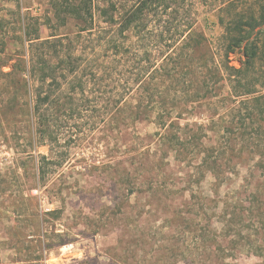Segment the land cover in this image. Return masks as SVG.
I'll return each instance as SVG.
<instances>
[{
  "label": "rangeland",
  "instance_id": "obj_1",
  "mask_svg": "<svg viewBox=\"0 0 264 264\" xmlns=\"http://www.w3.org/2000/svg\"><path fill=\"white\" fill-rule=\"evenodd\" d=\"M58 1L0 0V264H264V99L243 104L215 68L221 8L264 0H194L208 43L192 76L167 82L186 91L164 102L146 81L117 106L120 59L99 46L103 24L78 46L87 70L73 104L63 76H30L39 42L28 38L80 29L56 15ZM229 58L240 67L243 52ZM39 90L65 103L48 126Z\"/></svg>",
  "mask_w": 264,
  "mask_h": 264
},
{
  "label": "trees",
  "instance_id": "obj_2",
  "mask_svg": "<svg viewBox=\"0 0 264 264\" xmlns=\"http://www.w3.org/2000/svg\"><path fill=\"white\" fill-rule=\"evenodd\" d=\"M194 0H60L55 2V12L59 18L73 19L80 24L76 36L52 34L46 39L41 37L28 38L31 44L39 42V48L28 54L31 66L30 76L41 78L45 84L48 80L59 82L63 76L72 83L70 104L75 102L78 89L84 92L83 72L85 63L79 53L78 46L82 44L85 34H92L98 24H103L99 46L105 43L107 54L119 58L118 77L113 82L112 100L117 105L130 94L135 87L146 81L155 87L162 101L171 90L175 94L184 93L185 89L171 88L173 80L182 71L190 76L195 73V60H200L197 53L208 43L206 34L198 31ZM228 9L222 7L219 12V22L222 26L221 42L223 51L215 63L216 72L221 74L231 84V95L242 98L244 104L255 105L264 99V93L259 92L258 82L254 78L243 83L246 76L261 72L264 80V8L260 11L236 9L231 13H223ZM96 13L99 22L95 21ZM27 36L29 31L25 29ZM100 48V47H99ZM242 51L244 59L240 67L230 63L229 55ZM39 52V53H38ZM97 55V53H94ZM196 58V59H195ZM215 58V56H214ZM201 61V60H200ZM185 63V64H184ZM102 64L90 68L87 75L95 76ZM105 71L111 73L113 68L103 65ZM201 68V67H200ZM82 73V74H81ZM96 73V74H95ZM260 77V78H261ZM204 76L203 82H206ZM167 82L170 86H167ZM181 87V86H180ZM210 88V87H208ZM156 91V92H157ZM34 105L35 114L39 115V123L48 126V116L58 119L62 113L64 100L52 99L50 93L39 90ZM232 98V97H231ZM46 134L43 131L42 134Z\"/></svg>",
  "mask_w": 264,
  "mask_h": 264
}]
</instances>
